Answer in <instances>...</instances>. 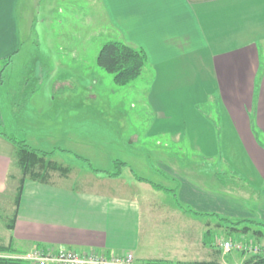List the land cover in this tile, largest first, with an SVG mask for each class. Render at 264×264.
I'll return each instance as SVG.
<instances>
[{
	"label": "crops",
	"instance_id": "obj_1",
	"mask_svg": "<svg viewBox=\"0 0 264 264\" xmlns=\"http://www.w3.org/2000/svg\"><path fill=\"white\" fill-rule=\"evenodd\" d=\"M100 1L109 25L105 31V37L109 38L105 42L120 40L143 49L147 62L155 69L152 101L158 105L176 97H196L195 89L201 87L204 98L207 96V101L215 104L217 125L214 122L213 128L218 135L220 132L217 141L224 151L225 163L244 167L249 181L264 185V144L256 134H264V65L261 61L264 0ZM33 8V0H0V58L5 52L20 53L22 36L36 33L37 15ZM42 20L48 21L46 17ZM82 50L72 47L70 52L56 51L60 55L57 66L67 68L68 59L78 65L87 64L88 58ZM96 53L98 58L99 50ZM145 69L146 65L143 71ZM176 108L170 109L172 115L159 110L160 118L172 120L176 113L178 118L186 117L192 127L191 115L197 114L183 112L181 104ZM171 120L169 127L174 129ZM0 125H7L1 106ZM137 132L131 134V139ZM164 132L170 133L160 130ZM172 137L179 142L182 132L175 130ZM138 142H127L129 160L125 156H113L112 165L121 160L134 169L130 150ZM206 145V149H211ZM197 148L203 149L199 145ZM65 149L73 151L70 147ZM15 152V144L0 134V191L11 175ZM76 153L74 151L75 156ZM205 153L208 158L213 157ZM137 156L141 155H136L134 165ZM63 159L55 158L65 164ZM157 164L177 173L181 180L177 192L179 201L191 205L198 213L249 215L244 205L230 201L225 188L211 189L200 182L194 183L180 174L173 163L159 160ZM139 165L142 167L141 163ZM71 167L68 175L53 173L49 182L26 180L14 229L18 244L66 249L79 254L96 252L108 257L130 252L139 262L149 259L221 262L216 256L221 252L216 240L205 242L211 239L206 236L210 225L207 217L186 211L169 190L156 189L153 181L133 170L126 179L121 177L122 172L111 177L89 168L91 176L85 174L84 180L78 169ZM222 174L215 173V178L223 184ZM262 201L260 207L264 216V195Z\"/></svg>",
	"mask_w": 264,
	"mask_h": 264
},
{
	"label": "rangeland",
	"instance_id": "obj_2",
	"mask_svg": "<svg viewBox=\"0 0 264 264\" xmlns=\"http://www.w3.org/2000/svg\"><path fill=\"white\" fill-rule=\"evenodd\" d=\"M33 1L32 11L37 15L36 33L22 36L20 53L5 52L0 58V106L3 117L7 120L5 127L0 125L2 132L5 131L18 140H25L34 148L54 150L56 157L54 155L53 158H64L65 164L75 166L83 179L86 178L85 174L91 176L92 172L86 165L87 162L77 158L74 151L78 152L76 154L89 156L95 168L110 170L112 167L114 169L112 157L125 156L129 160L127 142L139 141L130 150L133 156L131 166L136 174L145 176L154 183L161 182L178 192L181 180L177 173L168 167L159 166L157 161L173 163L180 174L194 183L200 182L211 189L225 188L231 202L240 203L248 209L247 218L264 221L260 207L264 185L255 180L249 181L244 167L225 163L222 155L224 151H221L220 142L217 141L218 136H221L220 132L218 135L217 129L213 128L214 122L217 125L215 104L209 103L207 96L204 98L201 87L195 89L196 97H176L157 105L150 97V93L155 92L153 81L156 71L149 62L142 74L127 84L116 82L114 75L98 64L96 51H100L109 38L105 37L109 25L105 22L107 20L100 0ZM45 17L49 23L42 20ZM72 47L82 48L88 63L78 65L68 59L69 66L60 69L56 64L60 55L56 51L70 52ZM261 61L264 65V50L261 51ZM179 104L183 112L197 114L191 115L192 127L186 117L182 118L180 115L178 118L176 113L175 119H172L175 123L171 119L160 118L159 110L172 115L171 110L177 109ZM170 120L174 129L169 127ZM160 130H169L170 133L163 134ZM175 130L182 132L179 142L172 137ZM133 132H137V136L131 139ZM256 134L264 144V134ZM206 144L211 149H206ZM197 145L203 149H198ZM68 147L73 151L60 150ZM205 152L213 157L208 158L209 155ZM136 155L141 156H137V164L134 165ZM132 170L130 166L124 167L121 177L127 179ZM222 172L225 180L223 184L215 178V173ZM11 175L4 190L0 191V237L5 243L13 238L18 252L8 255L21 258L46 248L41 245L31 247L18 244L15 228H6V220L15 209L14 198L22 175L18 165L14 164ZM182 204L191 207L186 203ZM228 217L232 220L241 218L234 215ZM209 220L210 217L207 222ZM226 224L228 227L242 228L245 223ZM210 227H216L213 235L217 243L222 239L234 244L240 242L248 247L264 245V240L251 233L245 235L235 229H219L216 220L212 221ZM248 241L251 244L246 243ZM218 246L221 252H217L216 256L222 264H243L254 253L246 247L240 249L233 246L230 250H223Z\"/></svg>",
	"mask_w": 264,
	"mask_h": 264
},
{
	"label": "trees",
	"instance_id": "obj_3",
	"mask_svg": "<svg viewBox=\"0 0 264 264\" xmlns=\"http://www.w3.org/2000/svg\"><path fill=\"white\" fill-rule=\"evenodd\" d=\"M98 64L105 69L107 72L112 73L114 75V79L116 82L120 84H127L130 81L139 77L147 63V55L145 51L141 48H136L128 45L127 43L120 40H109L103 44L101 47L98 58ZM0 134L7 137L11 140L16 146L15 152V164L18 165L21 169V177L19 179L18 191L16 193V197L14 198L15 209L11 212V216L6 220V228L13 230L15 228L16 219L18 216L19 206L21 203L22 193L24 184L27 179H32L38 182H49L53 173H60L62 175H68L72 171V167L69 165H65L53 158L55 155L54 150H43L37 149L28 144L25 140H18L17 138L10 136L7 132H2L0 130ZM61 151H68L65 148H61ZM79 159L84 160L86 165L94 172H103L111 177L119 176L122 172L124 166H126V162L121 160H116L114 164V169H99L95 168L93 164L90 162V159L87 157H83L82 155L76 154ZM12 176V175H11ZM14 177V176H13ZM141 180H145L146 178L137 176ZM147 180V179H146ZM152 185L159 189H167L169 191H173V194L176 198L179 206L184 208L188 212H192L196 215L205 216L207 218L210 217L208 223V228L206 230V236H210L211 239L208 242H213L215 235H213V231L216 230L212 225V221L216 220V225L218 228L224 229H235L237 231H241L243 234L247 235L251 233L254 237H259L261 240H264V221L255 220L252 218L241 217L235 221L231 219V217L221 215L218 213H203L200 214L195 211L190 206H184L177 197V192L174 189L167 188L165 186H161L160 184H156L151 182ZM226 222H231L234 224L245 223L242 228H238L235 226H230L226 224ZM262 225L263 227H260ZM215 242V241H214ZM217 243V242H216ZM251 244V242H246ZM218 245V244H217ZM261 245L260 247H263ZM18 249H16L14 239L11 238L8 243H5L0 237V264H30L26 260L15 257L14 255L9 256V253H16ZM141 264H222L219 261L215 260H194V261H170L164 259H149L145 262H140ZM243 264H264V253H253L251 256L245 259Z\"/></svg>",
	"mask_w": 264,
	"mask_h": 264
},
{
	"label": "built area",
	"instance_id": "obj_4",
	"mask_svg": "<svg viewBox=\"0 0 264 264\" xmlns=\"http://www.w3.org/2000/svg\"><path fill=\"white\" fill-rule=\"evenodd\" d=\"M218 245H220L223 250H230L233 246L248 250L254 253H264V246H244L242 243L234 244L230 240H218ZM21 259L26 260L30 264H141L133 253L126 254H115L112 256H106L104 254H99L95 252H90L87 254H79L74 251L68 250H53L46 248L37 251L35 254L29 256H22Z\"/></svg>",
	"mask_w": 264,
	"mask_h": 264
}]
</instances>
